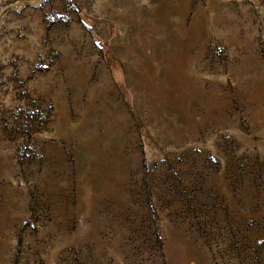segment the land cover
<instances>
[{
    "label": "rangeland",
    "instance_id": "374dc122",
    "mask_svg": "<svg viewBox=\"0 0 264 264\" xmlns=\"http://www.w3.org/2000/svg\"><path fill=\"white\" fill-rule=\"evenodd\" d=\"M0 264H264V0H0Z\"/></svg>",
    "mask_w": 264,
    "mask_h": 264
},
{
    "label": "trees",
    "instance_id": "16d2710c",
    "mask_svg": "<svg viewBox=\"0 0 264 264\" xmlns=\"http://www.w3.org/2000/svg\"><path fill=\"white\" fill-rule=\"evenodd\" d=\"M111 34L113 29L111 28ZM104 59L107 63V66L110 68L111 71H116V70H122V66L120 64V60L119 58H116L113 56L112 52L110 51L109 47L106 45V47L104 48ZM118 87L121 89V92L123 93L124 97H125V102L127 104V107L130 111V113L132 114L137 130L139 131L140 134L143 133L144 131V125H143V121L140 117V115L138 114V112H136L135 108H134V103H133V97L131 96V93L129 90L125 89V86L123 83H118L117 84Z\"/></svg>",
    "mask_w": 264,
    "mask_h": 264
}]
</instances>
